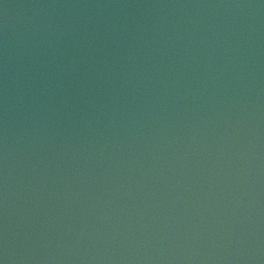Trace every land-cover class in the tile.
I'll return each instance as SVG.
<instances>
[{"label": "water", "instance_id": "water-1", "mask_svg": "<svg viewBox=\"0 0 264 264\" xmlns=\"http://www.w3.org/2000/svg\"><path fill=\"white\" fill-rule=\"evenodd\" d=\"M0 264H264V0H0Z\"/></svg>", "mask_w": 264, "mask_h": 264}]
</instances>
